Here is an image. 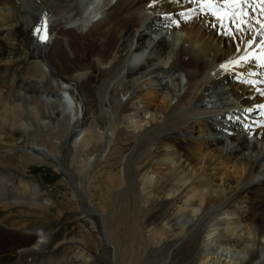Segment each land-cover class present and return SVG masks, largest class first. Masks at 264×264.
I'll return each instance as SVG.
<instances>
[{
  "label": "bare ground",
  "instance_id": "bare-ground-1",
  "mask_svg": "<svg viewBox=\"0 0 264 264\" xmlns=\"http://www.w3.org/2000/svg\"><path fill=\"white\" fill-rule=\"evenodd\" d=\"M114 1L117 2L115 6L110 0H81V5L85 7L83 17L69 23L67 21V28L64 29L75 35L77 46L72 44L69 37H63L60 40L64 44L59 52H68L70 59H76V51L83 49L85 45L95 44L99 45V52L93 54L97 56L89 58L87 64L76 68L73 76L58 75L53 81L52 87L55 91L53 90L51 96L45 97V100L42 99L45 103L42 107L48 112L41 115L49 120L47 124H43V128H49L54 135L63 130L64 139L56 141L51 149L46 146L34 147L37 149L30 151L32 156L29 163H61V166H55L56 170L64 175L75 197L82 203L85 213L89 214L96 227L104 229L100 230L103 232L102 240L105 245L112 251V248L115 250L107 236L100 212L90 206L82 185L75 183L74 175L66 168V159L73 150H83L90 143L92 146L91 139L86 136L89 131L85 125L89 117L93 121L98 120L96 117L103 116L111 120L118 118L117 112H125V107L133 106L131 102L137 100L135 107L129 110L133 113L125 123V130H132L131 133L138 136L142 131L150 132L148 129L157 128L168 132L170 140L167 144L165 138L163 141L157 139L160 136L155 138L157 143L153 141L152 146L158 148L157 155L151 157L152 166L150 165L148 171L145 166L137 168V176L146 192L145 198L149 203L163 199L166 219L170 220L173 212L175 218L183 212L191 218L189 223L179 222L178 228L173 226L175 230H170L165 244L173 243L187 251L183 264H264V28L254 29L250 39L248 38L251 47L255 44L251 50H246L247 45L242 48L239 45L237 50H232L226 41V56L224 50H215L213 47L220 30L214 25L210 13L224 10L223 6L229 5L230 0ZM22 3L34 15L37 12L34 16L37 18L39 11L45 10L35 0H20V4ZM167 20L172 23H167ZM26 24H30V20H26ZM47 24L49 28L55 24L53 17ZM162 29H169V41L165 47L159 46L160 42H157L162 37L159 34ZM52 36L56 40L61 35L49 37L47 33L50 42L54 40ZM148 37L150 40L146 41ZM30 38L32 37L26 34V39ZM40 38L38 36L37 41ZM37 41L32 38L31 46L36 47ZM47 48L48 44L41 45L39 53L44 49L42 57L48 66L38 56L35 57L37 62H44V65L36 66L44 75L41 81L49 76ZM39 53L33 49L31 56ZM138 57L140 65L134 63ZM234 73L239 79L230 84ZM95 74L108 78H105L107 81L102 85L105 93L94 97L108 102L109 110L107 108L108 111L105 112L102 108L99 115H96L98 111L92 110L93 102L82 89L85 83L89 84L92 78H96ZM175 75H179L185 84L178 79L173 81ZM129 79L143 88L149 87L156 104L150 108L144 107L143 102L150 98L147 97L149 94L142 95L140 86L141 92L133 91L131 101L123 106L119 95L130 91ZM248 80L255 82L257 88H249ZM36 101L32 100L33 103L41 105V102ZM7 108V105L5 108L0 107V115L6 116L3 122L0 121V125L5 128L7 117L11 113ZM113 111H117V114ZM215 119L229 124H224V130H221L210 123ZM93 126L89 129L92 130ZM21 128L29 133L32 126L24 127L22 123ZM111 130L116 131L115 124H110L106 132L101 133L105 149L109 146L106 143L107 136L113 133ZM196 133L200 134L199 137H196ZM223 134L227 139L223 138ZM174 139L177 143L181 142L184 148L199 141L203 151L195 153L196 167L191 165L192 162L187 158L188 153L174 148ZM226 140L233 141L235 146L231 148L232 145H227ZM204 153L205 157L202 156ZM98 158L95 155L91 162ZM22 188L27 195L16 193V186L9 177L0 178L1 211L4 209L7 213L13 207L22 206L48 208V201L40 199L36 187L24 185ZM168 213H171L170 216ZM7 217L6 214L1 220L8 222ZM16 223L13 222L10 228H21ZM221 228L225 239L222 240L221 237L218 246L216 238L213 239L212 236ZM35 235L31 236L34 239H29V242L22 245V234H17L19 240L11 243L8 249H0V255L6 254L5 257L8 258L17 254V261L35 256L36 251L42 250L49 242L45 235ZM214 243L218 246L217 252L214 251ZM172 248L174 249V245ZM112 263L118 264L117 257L112 259ZM163 264L175 263L168 258Z\"/></svg>",
  "mask_w": 264,
  "mask_h": 264
},
{
  "label": "rangeland",
  "instance_id": "rangeland-1",
  "mask_svg": "<svg viewBox=\"0 0 264 264\" xmlns=\"http://www.w3.org/2000/svg\"><path fill=\"white\" fill-rule=\"evenodd\" d=\"M40 1L43 6L42 8L46 9L47 7L51 13L50 18L53 17V21L55 22L53 26L51 25L50 34L47 31L49 37L50 35H61L56 40L52 36L54 40L51 41L47 51L50 67L55 70L57 76L71 77L76 68L87 64L89 58L97 56L93 54L99 52L98 44L94 46L85 45L83 49L81 48L78 52L76 51V59H70L71 57L68 52H59L64 44L60 38L69 37L72 44L77 46L74 41L75 35L65 29L69 21L78 20L83 17L85 7L81 5V0ZM110 1L113 6L117 3L114 0ZM25 5V3L20 4V0H0V107L5 108L7 105V110L11 112L9 114L11 118L7 117V128L0 125V178L9 176L16 183H13L16 186V193H22V196L27 195L23 190L24 188H22L24 185L30 188L36 187L40 199L44 202L47 200L49 205L48 208L38 209L26 206L13 207L10 211L7 210V213L4 209H2L3 211L0 210L2 215H0V249H8L7 247L18 239L17 234H22V245L34 239L31 236H36L35 234L45 235L46 239H49V242L45 244L42 250L38 249L35 256L28 257L23 262L17 261V254L8 258L5 257L7 256L6 254L0 255V264H15V261H17L16 264H113L112 259L116 257L118 264H163L168 258L173 260L175 264H183L187 251L180 249L181 247H177L173 243L165 244V241L173 226L178 228L179 222H181L180 224L184 222L189 223L191 218L188 214V216L185 215L184 212L175 218L173 212L172 217L170 216L171 213H168L169 218L172 220L166 219L165 211H163L165 201L159 199L155 203H149L145 198L146 192L137 176V168L145 166L148 171L152 166V158L157 155L158 148V146L154 145L155 148L152 146L154 144L153 141L157 143V139L163 141L165 138L168 144L170 141L169 135H167L168 132L158 130L157 128L148 129L151 130L150 132L142 131L139 134L141 136L133 135L131 133L132 130H125V123L128 122V117L133 113L129 110L135 107L134 103L137 100L131 102L133 106L129 105L125 107V112L113 111L119 114L118 118L114 117L111 120L103 116L101 118L96 117L98 120L93 121L89 117L85 125L89 131V134L86 133V136L88 135V138L91 139L92 146L90 143L83 150H80L81 148L75 149L66 159V168L74 175L75 183L82 185V190L87 196L90 206L100 212L107 236L113 243L115 250L112 248V251L105 245L102 240L103 232L101 231L104 229H101V227L100 230L96 227L95 222L89 218V214L85 213L82 203L75 197V193L64 175L56 170L55 166H61V163H58V165L55 161H47L48 164L29 163V158L32 156L30 151L37 149L34 147L46 146L48 149H51L56 141L64 139L63 133L65 134V132L60 130V132H56L58 135H54L49 128H43V124L49 120L41 114L48 111L43 108L45 103L42 99L45 100V97L37 95H43L51 91L52 89H49V87L52 86L57 76L51 73L43 83H40L44 75L38 68L35 69V67L37 64L44 65L45 63L37 62L35 57L32 62L26 56L28 52L31 55L33 49L36 50V53L40 52L41 44L37 41L35 42L36 47L34 45L32 47L30 41L35 35L39 36L41 25H39L40 19L34 17L37 15V12L34 15V12ZM226 6H223L224 10H218V15H210L214 25H217L220 30L218 38L215 37L213 47L215 50L219 48L224 50L226 56L228 49L225 47L226 41L229 42L232 50H237L239 45V48L247 45L246 50H251L255 45L251 47L248 44L251 33L256 28L259 30L264 28V16H262L264 15V2L260 0H245L235 8L233 5L230 6V9ZM32 18L37 19L34 20ZM26 20H30V24H26ZM169 21L167 20L166 22L172 23V21ZM167 31L169 29H162L159 33L162 37L157 42H160L159 46L161 47H165V44L169 41ZM263 32L264 30H262ZM2 34L4 35L3 39ZM26 34L32 38L26 39L27 42L24 43L23 40L26 38ZM223 35L226 37L224 38ZM148 40H150V37L146 41ZM139 57L134 60V63L137 65H140L138 64ZM92 65H94V62ZM133 66L135 65L133 64ZM98 75L100 76L101 74L99 73ZM98 75L95 74L96 78H92L91 83H85L82 86L83 92L93 102L91 105L93 107H91L92 110L99 112L96 115H99L103 111H101L102 108H104L105 112L109 110L107 100L94 98L105 93L102 85L108 80L107 77H99ZM250 77L249 79L252 78ZM37 79L39 82L36 81ZM177 79L181 80L180 82L183 85L185 84L179 75H175L173 81ZM237 79L239 78L234 73L230 79V84ZM128 83L130 91H126L125 95H119L123 106L131 101L133 91L137 93L141 92L139 89L142 87L141 85L134 84L132 79H129ZM247 86L252 89L257 88L255 82L250 80L247 81ZM141 89L143 91L142 95L145 93L149 94V96H146L150 98L148 99L149 101L143 102L144 107L150 108V106L155 105L156 103L153 102L154 95L151 93L152 90H148L149 87L147 86ZM111 94H113V90ZM51 95H47L46 98ZM32 100L35 102L38 100L41 102V105H39L40 103H33ZM138 106L141 107L140 104ZM35 111H37V114H35ZM18 113L20 116H18ZM5 117L0 115V121L3 122ZM22 123L24 127L32 126L31 132L26 133L22 130ZM210 123L221 130H224V124H229L228 122L220 121V119H215L210 121ZM110 124L116 125V131L113 132L111 130L114 134L110 132L111 135L107 136L106 144L109 146L105 149L106 145L101 133H104ZM91 126H93L92 130L89 129ZM224 128L226 127L224 126ZM199 135L197 134L196 137H199ZM223 135V138L227 139L226 135ZM175 141L174 139V148L183 153H188L187 158L192 162L191 165L196 167L195 153L196 151H203V147L199 145V141L187 148H184L181 142L177 143ZM226 143L229 146L232 145L231 148L236 144L231 140H226ZM95 155L99 158L91 162V159ZM202 156L205 157V153ZM34 157L36 158V156ZM89 160L90 162H87ZM6 214L8 222L1 220ZM13 222L19 223L21 228L11 229L10 227ZM221 229L219 230L220 232L213 233L214 236L212 238H216V243L220 241L221 237L222 240L225 239L222 233L223 229ZM216 243H214L213 248L217 252L219 243L218 246H215ZM158 245H160V248ZM173 245L174 249L172 248ZM115 251L117 255H115Z\"/></svg>",
  "mask_w": 264,
  "mask_h": 264
}]
</instances>
